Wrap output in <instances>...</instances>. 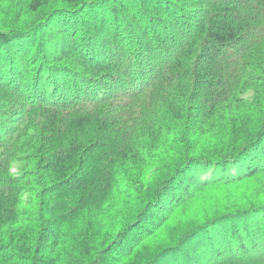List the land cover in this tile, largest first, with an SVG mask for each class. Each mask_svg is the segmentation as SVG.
Segmentation results:
<instances>
[{
    "label": "trees",
    "instance_id": "16d2710c",
    "mask_svg": "<svg viewBox=\"0 0 264 264\" xmlns=\"http://www.w3.org/2000/svg\"><path fill=\"white\" fill-rule=\"evenodd\" d=\"M0 264H264V0H0Z\"/></svg>",
    "mask_w": 264,
    "mask_h": 264
}]
</instances>
